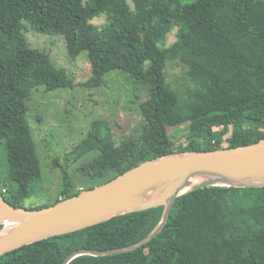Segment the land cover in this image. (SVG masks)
I'll list each match as a JSON object with an SVG mask.
<instances>
[{
    "label": "trees",
    "instance_id": "1",
    "mask_svg": "<svg viewBox=\"0 0 264 264\" xmlns=\"http://www.w3.org/2000/svg\"><path fill=\"white\" fill-rule=\"evenodd\" d=\"M99 17L103 23L94 21ZM28 27L61 35L72 59L87 54L86 86L102 89L117 81L119 89L123 76L132 87L123 108L137 104L136 128L117 134L104 116L70 151V162L98 151L78 167L86 175L110 180L159 156L264 139V0H0V141L17 183L10 192L0 175V191L15 205L25 206L42 176L28 118L32 95L74 86L66 70L30 45ZM174 62L184 67L181 86L169 79ZM70 162L53 160L63 178L56 200L29 208L82 190L67 170ZM163 210L126 213L26 244L1 255L0 264H62L76 249L132 244L157 226ZM67 264H264V187L189 191L176 198L165 226L143 246L81 254Z\"/></svg>",
    "mask_w": 264,
    "mask_h": 264
},
{
    "label": "water",
    "instance_id": "2",
    "mask_svg": "<svg viewBox=\"0 0 264 264\" xmlns=\"http://www.w3.org/2000/svg\"><path fill=\"white\" fill-rule=\"evenodd\" d=\"M212 185L264 187V139L149 159L103 184L82 189L78 194L42 208L15 205L0 191V256L114 216L164 206L157 226L141 240L112 249H76L62 264L81 254L108 256L137 249L165 226L178 196Z\"/></svg>",
    "mask_w": 264,
    "mask_h": 264
},
{
    "label": "rangeland",
    "instance_id": "3",
    "mask_svg": "<svg viewBox=\"0 0 264 264\" xmlns=\"http://www.w3.org/2000/svg\"><path fill=\"white\" fill-rule=\"evenodd\" d=\"M104 17L94 19L103 23ZM28 42L34 48L45 51L52 62L66 70L74 81V86L45 91L44 88L34 91L28 112V118L38 143V152L41 158L42 176L32 183L31 196L24 201L25 206L31 207L37 203L54 202L62 186L61 168L54 166L53 160L59 157L62 164L71 161L70 151L81 143L94 121L106 116L113 125L117 134L122 131L129 133L136 128L141 120L137 104H130L131 109L123 108L125 101L132 94V87L128 81L119 76L122 88L117 89L116 82L102 89L85 85L88 73V57L85 52L72 59L66 50L63 38L56 33L36 32L31 27L25 31ZM175 35L169 36L172 43ZM169 79L176 85H182L184 67L174 62L168 66ZM114 74V73H113ZM118 83V82H117ZM115 84V86H114ZM118 94V96H117ZM118 98L117 110L113 114L112 99ZM98 154L94 151L80 161L70 162L67 170L79 189H89L105 183L106 176H90L82 173L78 167L86 160ZM0 175L10 192H15L17 183L9 175L7 149L4 141H0Z\"/></svg>",
    "mask_w": 264,
    "mask_h": 264
},
{
    "label": "built area",
    "instance_id": "4",
    "mask_svg": "<svg viewBox=\"0 0 264 264\" xmlns=\"http://www.w3.org/2000/svg\"><path fill=\"white\" fill-rule=\"evenodd\" d=\"M4 191H6V189H4Z\"/></svg>",
    "mask_w": 264,
    "mask_h": 264
}]
</instances>
